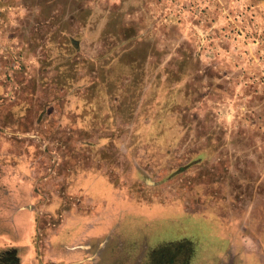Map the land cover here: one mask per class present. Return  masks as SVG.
Instances as JSON below:
<instances>
[{
	"label": "rangeland",
	"instance_id": "1",
	"mask_svg": "<svg viewBox=\"0 0 264 264\" xmlns=\"http://www.w3.org/2000/svg\"><path fill=\"white\" fill-rule=\"evenodd\" d=\"M0 264H264V0H0Z\"/></svg>",
	"mask_w": 264,
	"mask_h": 264
}]
</instances>
